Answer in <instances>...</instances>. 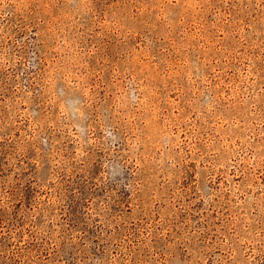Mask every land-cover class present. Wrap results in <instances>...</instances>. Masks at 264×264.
I'll use <instances>...</instances> for the list:
<instances>
[{
	"label": "rangeland",
	"instance_id": "obj_1",
	"mask_svg": "<svg viewBox=\"0 0 264 264\" xmlns=\"http://www.w3.org/2000/svg\"><path fill=\"white\" fill-rule=\"evenodd\" d=\"M0 264H264V0H0Z\"/></svg>",
	"mask_w": 264,
	"mask_h": 264
}]
</instances>
